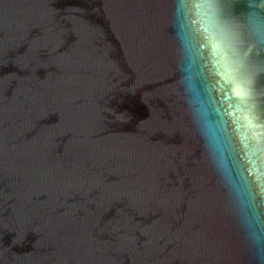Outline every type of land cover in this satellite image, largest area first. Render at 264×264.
<instances>
[{
	"label": "water",
	"instance_id": "obj_1",
	"mask_svg": "<svg viewBox=\"0 0 264 264\" xmlns=\"http://www.w3.org/2000/svg\"><path fill=\"white\" fill-rule=\"evenodd\" d=\"M264 0H0V264H264Z\"/></svg>",
	"mask_w": 264,
	"mask_h": 264
},
{
	"label": "snow or ice",
	"instance_id": "obj_2",
	"mask_svg": "<svg viewBox=\"0 0 264 264\" xmlns=\"http://www.w3.org/2000/svg\"><path fill=\"white\" fill-rule=\"evenodd\" d=\"M250 116L257 121H260L262 119H264V115L261 114H257L254 110L252 112H250Z\"/></svg>",
	"mask_w": 264,
	"mask_h": 264
}]
</instances>
